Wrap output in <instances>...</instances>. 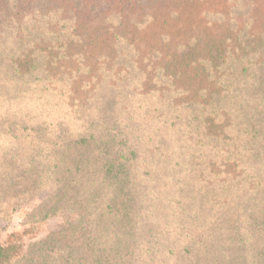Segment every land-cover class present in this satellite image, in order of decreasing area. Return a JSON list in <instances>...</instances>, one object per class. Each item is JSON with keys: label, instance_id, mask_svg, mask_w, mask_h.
I'll use <instances>...</instances> for the list:
<instances>
[{"label": "trees", "instance_id": "obj_1", "mask_svg": "<svg viewBox=\"0 0 264 264\" xmlns=\"http://www.w3.org/2000/svg\"><path fill=\"white\" fill-rule=\"evenodd\" d=\"M35 200L0 264H264V0H0V221Z\"/></svg>", "mask_w": 264, "mask_h": 264}, {"label": "rangeland", "instance_id": "obj_2", "mask_svg": "<svg viewBox=\"0 0 264 264\" xmlns=\"http://www.w3.org/2000/svg\"><path fill=\"white\" fill-rule=\"evenodd\" d=\"M38 204L39 201L35 200L31 204L21 207L13 215L10 222L0 221V244L8 242L10 236L15 233L23 234L24 243L28 244L33 241L41 240L52 232L61 230L65 219L70 215V211H62L58 215L45 221L30 223L28 214L32 212ZM194 206V203L189 202L185 210L189 211L190 208H194ZM207 212L209 211L207 210ZM183 219H186V217H183Z\"/></svg>", "mask_w": 264, "mask_h": 264}]
</instances>
